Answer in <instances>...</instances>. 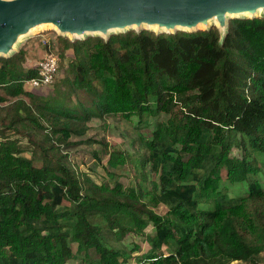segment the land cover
I'll return each mask as SVG.
<instances>
[{"label":"trees","instance_id":"obj_1","mask_svg":"<svg viewBox=\"0 0 264 264\" xmlns=\"http://www.w3.org/2000/svg\"><path fill=\"white\" fill-rule=\"evenodd\" d=\"M43 49L63 67L48 90L26 87L37 70L24 50L0 56V264L257 261L264 17L229 19L223 39L215 26L130 29L105 39L58 34ZM93 118L147 128L130 139L133 151L97 140L95 160L107 155L99 181L76 169L67 148L96 141L87 135ZM127 163L137 181L124 184ZM137 239L148 248L135 257Z\"/></svg>","mask_w":264,"mask_h":264},{"label":"water","instance_id":"obj_2","mask_svg":"<svg viewBox=\"0 0 264 264\" xmlns=\"http://www.w3.org/2000/svg\"><path fill=\"white\" fill-rule=\"evenodd\" d=\"M260 13L264 0H0V56L45 26L69 39H105L130 29L191 32L213 23L223 39L229 19Z\"/></svg>","mask_w":264,"mask_h":264},{"label":"rangeland","instance_id":"obj_3","mask_svg":"<svg viewBox=\"0 0 264 264\" xmlns=\"http://www.w3.org/2000/svg\"><path fill=\"white\" fill-rule=\"evenodd\" d=\"M256 17L263 18L264 13L257 14ZM230 18V17H229ZM228 18V19H229ZM209 26H214L213 23H210ZM151 31V30H150ZM154 32V31H153ZM155 33V32H154ZM112 34V33H111ZM55 35H58L57 32L51 26H45L44 28L38 29L26 38L22 39V41L16 46L17 52L19 49L24 50L25 56L27 57L29 65L35 63L41 56L44 54L43 44L45 41L54 40ZM14 52V53H15ZM66 55L70 56V50H66ZM62 64L59 63V69L57 71V75L53 83L57 80L58 77L63 75ZM29 84V85H28ZM49 84L44 87L42 90H48L52 87ZM26 87H30L29 79L26 80ZM38 89V88H36ZM32 90H35L32 88ZM156 116H151L149 118L150 121H154ZM90 128L87 131V135L94 138V142H91L90 138L85 139L84 141H79L74 145H71L68 148L69 151V159L75 165L76 169L80 172H87V174L92 177L94 180L99 181L101 177L104 175V167L101 163H104L107 159V155H103L100 162H97L93 156V150L98 147L97 140L100 138H104L108 143V150L112 149V147H117L120 149H127L128 151H133L130 139L137 137L139 132L145 133L147 132V128L141 126L139 128H134L133 126L124 128L125 122L122 121H114L110 118H106L103 122L98 118H93L90 121ZM120 180L124 183H130L137 181V177L134 175V171L131 168L129 163L121 170ZM262 184H264V179L262 178ZM237 191V189H235ZM230 196H238L240 193H233V190H229ZM243 195V194H242ZM154 210L160 214H164L166 211V207L163 204H159L154 207ZM153 230V226L149 225L145 228L146 232H150ZM136 239V238H135ZM134 239V240H135ZM140 245V250H135L132 252L133 256H139V252H142L148 248L147 242L143 239H137ZM115 246H120L122 241L120 240H112ZM166 247L163 246V251L165 252ZM259 258L255 262H246V261H233L230 264H264V250H262L259 254ZM91 257H93L91 255ZM132 262V258H130Z\"/></svg>","mask_w":264,"mask_h":264},{"label":"built area","instance_id":"obj_4","mask_svg":"<svg viewBox=\"0 0 264 264\" xmlns=\"http://www.w3.org/2000/svg\"><path fill=\"white\" fill-rule=\"evenodd\" d=\"M37 76L29 79L31 86L38 87L50 84L58 70V62L55 55H43L36 61Z\"/></svg>","mask_w":264,"mask_h":264}]
</instances>
